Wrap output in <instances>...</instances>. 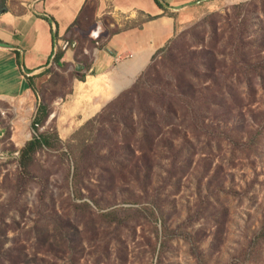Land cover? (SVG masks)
I'll use <instances>...</instances> for the list:
<instances>
[{"label": "rangeland", "instance_id": "rangeland-1", "mask_svg": "<svg viewBox=\"0 0 264 264\" xmlns=\"http://www.w3.org/2000/svg\"><path fill=\"white\" fill-rule=\"evenodd\" d=\"M160 1L172 32L133 75L114 60L90 71L103 42L72 30L64 46L74 41V63L52 60L31 81L30 106L8 99L0 109V264H264V238L254 240L264 217V69L241 64L264 59V0ZM125 16L107 0L99 20L112 32L134 23ZM88 72L103 77L78 95ZM138 76L152 102L107 108ZM111 82L121 88L84 117L87 95L108 94ZM260 124L246 151L213 131L244 141ZM39 133L59 141L22 157Z\"/></svg>", "mask_w": 264, "mask_h": 264}, {"label": "crops", "instance_id": "crops-1", "mask_svg": "<svg viewBox=\"0 0 264 264\" xmlns=\"http://www.w3.org/2000/svg\"><path fill=\"white\" fill-rule=\"evenodd\" d=\"M0 0V109L8 99H16L18 104L30 106L32 93L29 85L53 60L55 50H63L61 62H73L75 44L65 45L72 30L81 38L95 43L103 42L95 49L94 59L89 70L108 69L112 60L123 74L133 75L145 65V62L171 34L174 19L165 15L154 0H109L113 11L126 14L125 19L134 23L129 27L109 32L99 20L104 13L107 0ZM164 8L166 4L162 3ZM145 14L155 15L150 20H143ZM50 16L49 22L42 16ZM142 18L137 19L138 16ZM100 23V24H99ZM111 27V23H109ZM53 32L56 37L53 39ZM98 38V39H97ZM103 40V41H102ZM78 57H85L87 49L80 48ZM98 74V73H97ZM30 77V79H29ZM103 75L85 74V81L75 84L80 91H96V85ZM111 89L106 95L89 97L84 103V117L97 110L109 98L115 89L121 86L111 82ZM115 92V93H116ZM113 93V94H115ZM81 97V95L79 96ZM82 101L72 99V102Z\"/></svg>", "mask_w": 264, "mask_h": 264}, {"label": "trees", "instance_id": "trees-1", "mask_svg": "<svg viewBox=\"0 0 264 264\" xmlns=\"http://www.w3.org/2000/svg\"><path fill=\"white\" fill-rule=\"evenodd\" d=\"M154 2L159 8L164 9V6L160 0H154ZM42 17L45 18L49 22L52 21V18L50 16H44L43 15ZM155 17H156L155 15L145 14V16L142 18V21L143 20H145V21L150 20V19H153ZM56 35H57L56 32H53V39L56 37ZM235 51L238 52L236 49H235ZM62 54H63V50L58 47L54 52L53 61L58 63L60 58L62 57ZM237 60H238L237 58H234V60H233V63L235 65L238 62ZM241 64H242V69L244 66V67H246L245 70H250V72L254 73L257 76H261L263 74L262 69H264V59L253 62V63L246 61V62H243ZM83 78L84 77L81 76V78H79V79L83 80ZM29 79H30V77H29ZM143 81H144L143 77L138 76L137 79L134 81V83L131 85V87L120 92L113 100H111V102L109 103L107 108L115 106V108H117V110H121L122 108L125 107V102L130 100V98L133 96L135 98H137L138 100H141V101L145 100V104L148 102H152L153 96H152L151 92L149 91V89L146 87V85H145V92L141 89L142 88L141 84ZM29 85H30V87L32 86L31 80H30ZM155 93L157 95L163 96L162 92L160 90H158ZM186 104H189V106H190L189 109H193V115L195 117H197L198 113H199L198 109H197V105H198L197 101L195 99H193L192 97H189ZM43 108L44 107L40 104L37 108L35 117L33 118L32 127L35 129H36V124L39 122V117L37 116V114L41 110H43ZM208 131L209 130L205 129L206 133ZM213 131L215 132L216 135L226 139L227 142L230 144L232 149H238V150L246 151V150L254 149V146L256 145L258 138L263 133V124H260L259 127H257V129L252 132L250 137L245 139L244 141H242L238 136L234 135L232 132H229L227 130H221V131L217 132L218 130L213 129ZM208 133H210V132H208ZM53 140H56L57 142L59 141V139L56 136L53 137L49 133H39L38 135H34L29 141H27L25 143L24 147L22 148V150H21L22 157L30 156L37 148H40L42 146L47 147V148L52 147L53 146V142H52ZM263 238H264V217H263V221L261 222V225L259 227V230L255 232L254 240H257V242H259Z\"/></svg>", "mask_w": 264, "mask_h": 264}, {"label": "water", "instance_id": "water-1", "mask_svg": "<svg viewBox=\"0 0 264 264\" xmlns=\"http://www.w3.org/2000/svg\"><path fill=\"white\" fill-rule=\"evenodd\" d=\"M1 11V10H0Z\"/></svg>", "mask_w": 264, "mask_h": 264}]
</instances>
